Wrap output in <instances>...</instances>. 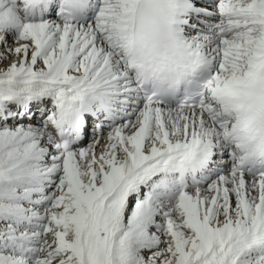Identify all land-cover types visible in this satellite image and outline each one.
<instances>
[{
	"label": "snow or ice",
	"instance_id": "6c2138e0",
	"mask_svg": "<svg viewBox=\"0 0 264 264\" xmlns=\"http://www.w3.org/2000/svg\"><path fill=\"white\" fill-rule=\"evenodd\" d=\"M0 264H264V0H0Z\"/></svg>",
	"mask_w": 264,
	"mask_h": 264
}]
</instances>
